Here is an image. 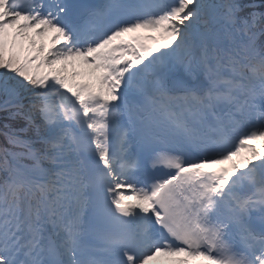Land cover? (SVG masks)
<instances>
[{
  "label": "snow or ice",
  "instance_id": "6c2138e0",
  "mask_svg": "<svg viewBox=\"0 0 264 264\" xmlns=\"http://www.w3.org/2000/svg\"><path fill=\"white\" fill-rule=\"evenodd\" d=\"M0 264H264V0H0Z\"/></svg>",
  "mask_w": 264,
  "mask_h": 264
},
{
  "label": "trees",
  "instance_id": "16d2710c",
  "mask_svg": "<svg viewBox=\"0 0 264 264\" xmlns=\"http://www.w3.org/2000/svg\"><path fill=\"white\" fill-rule=\"evenodd\" d=\"M0 142H2V137H0Z\"/></svg>",
  "mask_w": 264,
  "mask_h": 264
}]
</instances>
